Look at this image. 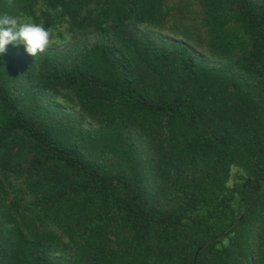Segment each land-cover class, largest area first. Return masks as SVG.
I'll use <instances>...</instances> for the list:
<instances>
[{"label": "trees", "instance_id": "1", "mask_svg": "<svg viewBox=\"0 0 264 264\" xmlns=\"http://www.w3.org/2000/svg\"><path fill=\"white\" fill-rule=\"evenodd\" d=\"M198 2L0 0L72 37L0 54V264H264V0Z\"/></svg>", "mask_w": 264, "mask_h": 264}, {"label": "clouds", "instance_id": "2", "mask_svg": "<svg viewBox=\"0 0 264 264\" xmlns=\"http://www.w3.org/2000/svg\"><path fill=\"white\" fill-rule=\"evenodd\" d=\"M8 6H13V0H7ZM55 16L63 11L62 6L55 10L48 9ZM54 41V33L51 27L37 24L28 20H22L19 16L7 13L0 14V54L7 51L9 45H24L26 52L36 57L45 53Z\"/></svg>", "mask_w": 264, "mask_h": 264}, {"label": "rangeland", "instance_id": "3", "mask_svg": "<svg viewBox=\"0 0 264 264\" xmlns=\"http://www.w3.org/2000/svg\"><path fill=\"white\" fill-rule=\"evenodd\" d=\"M170 2H177L179 0H169ZM189 1V7L185 10V16L181 19L182 22H179V25L183 26H193L200 24V19L202 16V10L199 5L198 0H188ZM22 20H28L33 22V20L30 17H22ZM184 22V23H183ZM59 31L62 33V35L57 31L54 30V41L53 43H59V44H67L70 41H72L71 33L67 31V25L60 27ZM235 172V169H234Z\"/></svg>", "mask_w": 264, "mask_h": 264}]
</instances>
